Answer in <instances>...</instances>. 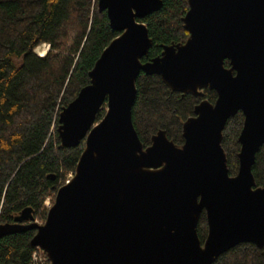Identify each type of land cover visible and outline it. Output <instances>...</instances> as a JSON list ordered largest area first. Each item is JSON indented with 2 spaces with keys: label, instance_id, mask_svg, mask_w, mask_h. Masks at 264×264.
<instances>
[{
  "label": "water",
  "instance_id": "1",
  "mask_svg": "<svg viewBox=\"0 0 264 264\" xmlns=\"http://www.w3.org/2000/svg\"><path fill=\"white\" fill-rule=\"evenodd\" d=\"M188 3L187 42L164 46L143 63L153 43L139 20L163 1L99 0L120 35L90 72L91 83L59 115L63 147L85 140L76 172L58 190L45 223L26 208L0 225V239L36 230L31 244L50 264H214L240 244L264 247V188L253 174L264 145V0ZM141 73L160 76L183 95L217 93L215 103L202 101L184 123L181 147L165 131L147 148L141 142L132 121ZM240 112L239 171L231 176L222 141Z\"/></svg>",
  "mask_w": 264,
  "mask_h": 264
},
{
  "label": "trees",
  "instance_id": "2",
  "mask_svg": "<svg viewBox=\"0 0 264 264\" xmlns=\"http://www.w3.org/2000/svg\"><path fill=\"white\" fill-rule=\"evenodd\" d=\"M160 11L139 20L149 29L152 47L143 63L163 52L164 46L185 44L189 33L183 18L189 0H162ZM99 0H0V225L13 223L26 208L45 223L58 190L76 172L85 140L74 148L62 146L58 133L62 109L91 83L90 72L104 50L120 33L111 28ZM50 46L48 51L42 49ZM225 66L230 68V62ZM132 121L144 147L165 131L177 146L184 144L183 125L195 116L204 100L218 95L207 89L203 96L174 92L158 75L141 73ZM106 105L97 115V123ZM242 112L225 127L222 146L230 175L239 171L238 141L244 126ZM253 174L264 188V145L256 156ZM206 213L198 234L208 235ZM36 230L0 239V264H36L31 242ZM214 264H264V247L243 243L220 256Z\"/></svg>",
  "mask_w": 264,
  "mask_h": 264
},
{
  "label": "built area",
  "instance_id": "3",
  "mask_svg": "<svg viewBox=\"0 0 264 264\" xmlns=\"http://www.w3.org/2000/svg\"><path fill=\"white\" fill-rule=\"evenodd\" d=\"M69 182V179L67 180ZM46 207L51 208L50 202L47 200L45 203ZM37 251L33 253L32 260L36 264H50V260L47 254L40 248H36Z\"/></svg>",
  "mask_w": 264,
  "mask_h": 264
},
{
  "label": "rangeland",
  "instance_id": "4",
  "mask_svg": "<svg viewBox=\"0 0 264 264\" xmlns=\"http://www.w3.org/2000/svg\"><path fill=\"white\" fill-rule=\"evenodd\" d=\"M50 49V46H45L43 49H42V51L43 50H45V51H48ZM73 177V175L71 174L69 177H68V179H69V181H70V179ZM49 202H50V205H51V207L53 206L52 205V203H51V200H48ZM39 224H43V223H41V222H39V221H37Z\"/></svg>",
  "mask_w": 264,
  "mask_h": 264
},
{
  "label": "flooded vegetation",
  "instance_id": "5",
  "mask_svg": "<svg viewBox=\"0 0 264 264\" xmlns=\"http://www.w3.org/2000/svg\"><path fill=\"white\" fill-rule=\"evenodd\" d=\"M208 89H209V88H208ZM205 90H207V89H205ZM205 90H203V91H205ZM203 91H202V92H203Z\"/></svg>",
  "mask_w": 264,
  "mask_h": 264
},
{
  "label": "bare ground",
  "instance_id": "6",
  "mask_svg": "<svg viewBox=\"0 0 264 264\" xmlns=\"http://www.w3.org/2000/svg\"><path fill=\"white\" fill-rule=\"evenodd\" d=\"M67 183H69V182H67Z\"/></svg>",
  "mask_w": 264,
  "mask_h": 264
}]
</instances>
